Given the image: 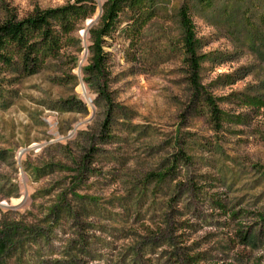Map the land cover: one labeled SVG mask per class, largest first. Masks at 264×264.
<instances>
[{"label": "rangeland", "instance_id": "obj_1", "mask_svg": "<svg viewBox=\"0 0 264 264\" xmlns=\"http://www.w3.org/2000/svg\"><path fill=\"white\" fill-rule=\"evenodd\" d=\"M79 1L0 0V22ZM108 1L81 3L35 74L1 70L0 264H264V0L125 7L97 83L89 31Z\"/></svg>", "mask_w": 264, "mask_h": 264}, {"label": "trees", "instance_id": "obj_2", "mask_svg": "<svg viewBox=\"0 0 264 264\" xmlns=\"http://www.w3.org/2000/svg\"><path fill=\"white\" fill-rule=\"evenodd\" d=\"M88 0H80L77 5L63 7L55 10L38 11L23 20L6 19L0 22V73L3 69H10L15 63L22 66L26 74H35L48 57H53L59 48L58 30H67L71 20L90 16L92 8L80 5L89 3ZM205 4L209 0H196ZM142 0H112L103 7L100 17V25L89 31L91 45L89 47L90 63L85 69L86 74L92 77L97 83L104 80L107 75L106 58L103 50L104 38L110 37L116 29L119 17L125 7L134 9L141 5ZM89 8V9H88ZM179 24L182 31L183 50L191 70L192 83L195 90L197 86L200 61L205 56L199 57L196 51L197 40H195L194 25L190 17V7L183 4L178 10ZM14 57H17L15 59ZM105 105L109 107L108 118L102 125V134L105 138L110 137L112 117V100L106 92V88L98 86L96 90ZM211 114L215 121H218V110L212 99H207ZM157 180H163L164 174H157Z\"/></svg>", "mask_w": 264, "mask_h": 264}]
</instances>
